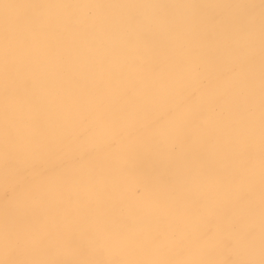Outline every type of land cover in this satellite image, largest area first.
Wrapping results in <instances>:
<instances>
[{
	"label": "bare ground",
	"instance_id": "1",
	"mask_svg": "<svg viewBox=\"0 0 264 264\" xmlns=\"http://www.w3.org/2000/svg\"><path fill=\"white\" fill-rule=\"evenodd\" d=\"M0 264H264V0H0Z\"/></svg>",
	"mask_w": 264,
	"mask_h": 264
}]
</instances>
